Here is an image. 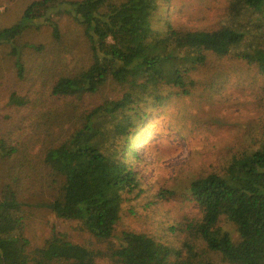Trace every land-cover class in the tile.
Instances as JSON below:
<instances>
[{"label": "trees", "instance_id": "1", "mask_svg": "<svg viewBox=\"0 0 264 264\" xmlns=\"http://www.w3.org/2000/svg\"><path fill=\"white\" fill-rule=\"evenodd\" d=\"M23 4L0 28V264H264V137L157 189L134 168L133 150L148 114L170 103L181 104L182 138L218 126L219 86L241 80L227 63L264 76V0H227L222 25L209 31L164 26L170 0ZM43 27L47 43L19 44ZM242 86L255 90L246 80L234 88ZM178 196L188 205L166 217L161 205ZM29 207L72 230L34 246L22 219ZM126 219L146 226L124 228Z\"/></svg>", "mask_w": 264, "mask_h": 264}, {"label": "rangeland", "instance_id": "2", "mask_svg": "<svg viewBox=\"0 0 264 264\" xmlns=\"http://www.w3.org/2000/svg\"><path fill=\"white\" fill-rule=\"evenodd\" d=\"M24 1L26 2V0H0V28H8L19 20ZM226 2L227 0H170V4L161 12L162 23L164 26L170 24L185 30H214L220 27L225 19ZM163 25H160V31L163 30ZM61 28L62 34L71 41L74 48L80 46L79 33L76 32L73 21L65 20ZM49 40L50 29L43 27L40 31L25 34L20 38L19 44L39 45ZM6 55L1 57L0 52V62L5 67L8 66ZM74 55L76 58L82 57L77 51ZM227 65L236 71L235 76L240 77L241 80L237 82L236 77H230L221 82L219 88L221 86L224 88L217 96V100L221 102L219 106L221 120L218 126L212 125V128L202 130L201 134L195 132L193 136H191L192 130L188 132L186 130L184 131L186 138H182L181 126L186 123L182 122L178 125V119L174 118L177 112H180L178 107L181 106L175 103H170L167 108L160 110L158 115L149 113L141 124L134 137L133 150L138 154L134 168L140 172L146 185L157 189L159 185L156 181H162L163 185L174 187L188 177V172L200 169L201 166L208 171L211 166L224 164L234 153L243 150L245 145L253 144L264 137V76L256 66H249L243 61L242 63L237 61L233 65L229 62ZM0 78L4 79L2 72ZM245 80L254 84V91L250 88L243 90L244 84L239 89L234 88L239 87ZM262 98L263 101H259ZM249 103H253V106ZM189 160L190 164L187 167ZM180 203L188 205L183 204L181 197L178 196L171 202L161 205V213L165 214L168 211L166 217H177L181 213ZM192 208L193 204L186 212L191 211ZM22 219L29 226L27 235L34 246L41 245L54 230H72V225L55 220L52 214L44 209L26 208ZM141 222L126 219L122 226L140 230L146 226ZM71 234L76 242H82L86 238L78 232L71 231Z\"/></svg>", "mask_w": 264, "mask_h": 264}]
</instances>
